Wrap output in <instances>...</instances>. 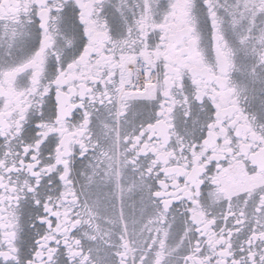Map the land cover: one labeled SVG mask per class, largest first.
Masks as SVG:
<instances>
[{"label":"snow or ice","instance_id":"6c2138e0","mask_svg":"<svg viewBox=\"0 0 264 264\" xmlns=\"http://www.w3.org/2000/svg\"><path fill=\"white\" fill-rule=\"evenodd\" d=\"M0 264H264V0H0Z\"/></svg>","mask_w":264,"mask_h":264}]
</instances>
